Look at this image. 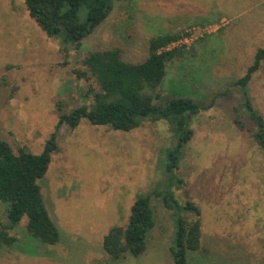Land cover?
<instances>
[{"label": "rangeland", "instance_id": "obj_1", "mask_svg": "<svg viewBox=\"0 0 264 264\" xmlns=\"http://www.w3.org/2000/svg\"><path fill=\"white\" fill-rule=\"evenodd\" d=\"M163 33L182 38L170 46L181 53L168 64L160 94L213 106L192 120L176 170L185 184L172 188L181 203L194 202L202 212L204 250L193 262L264 264V153L234 122L242 102L234 83L264 47V0H114L105 22L67 60L25 0H0V138L16 153H41L61 113L92 103L83 95L98 84L76 73L86 70L82 60L90 51L118 47L125 60L140 62L148 41ZM249 94L264 117V61ZM57 141L40 184L62 240L37 247L31 241L44 260L27 264L104 263L103 237L113 226L126 227L136 196L164 180L161 161L175 137L164 120L124 132L83 119L75 130L63 125ZM152 206L157 225L147 252L122 264H174L171 212L159 200ZM0 221L7 223L1 204ZM26 223L13 233L20 236ZM5 259L0 264H10Z\"/></svg>", "mask_w": 264, "mask_h": 264}, {"label": "trees", "instance_id": "obj_2", "mask_svg": "<svg viewBox=\"0 0 264 264\" xmlns=\"http://www.w3.org/2000/svg\"><path fill=\"white\" fill-rule=\"evenodd\" d=\"M114 0H25L30 17L47 34L58 40L67 60L71 50H79L83 41L105 22L113 10ZM83 12V17H80ZM179 33H163L151 38L147 56L140 62L124 59L118 47L90 51L82 60L86 70L77 71L78 78H94L98 90L90 87L82 104L70 112L61 113L54 132L41 153L21 148L16 153L0 138V204L5 207L7 223L0 221V258L10 264H27L37 260L33 246L57 245L61 232L45 204L40 180L49 169L52 155L58 151V133L63 125L75 130L83 119L96 126H109L117 131H132L144 122L164 120L169 123L176 143L164 151L161 166L164 180L147 192L139 193L131 207L126 227L113 226L103 237L104 263L122 264L129 257L139 258L148 249L150 236L157 223L153 200H159L171 212L172 238L169 254L174 264H196V255L204 250L202 243V212L194 202L181 203L172 191L185 184L176 174L184 150L193 136L191 122L200 113L212 108L191 97L172 95L165 98L160 88L167 76L168 64L180 55L170 44L180 40ZM264 61V47L258 48L253 63L234 85L241 95L240 108L234 122L240 131H249L264 153V117L255 108L249 94V84ZM250 123L248 127L245 121ZM192 215L193 219H189ZM26 218V228L20 236L13 233ZM32 255V256H31Z\"/></svg>", "mask_w": 264, "mask_h": 264}, {"label": "built area", "instance_id": "obj_3", "mask_svg": "<svg viewBox=\"0 0 264 264\" xmlns=\"http://www.w3.org/2000/svg\"><path fill=\"white\" fill-rule=\"evenodd\" d=\"M176 43H178V41L175 42V43L170 44L168 48L170 49V46L175 45Z\"/></svg>", "mask_w": 264, "mask_h": 264}]
</instances>
